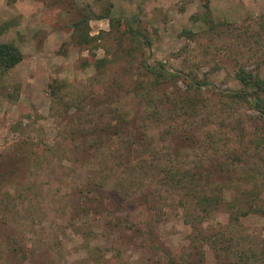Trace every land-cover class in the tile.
<instances>
[{"label":"rangeland","instance_id":"374dc122","mask_svg":"<svg viewBox=\"0 0 264 264\" xmlns=\"http://www.w3.org/2000/svg\"><path fill=\"white\" fill-rule=\"evenodd\" d=\"M87 7L94 16L114 20L137 16L131 26L140 27L150 46L131 43L123 23L105 18L89 22V35L96 40L77 46L72 24ZM206 7L213 24L202 20ZM5 23H10L6 29ZM262 27L264 0H0V43L14 44L23 55L0 80V264H162L165 253L186 255L191 229L183 223V208L173 202L176 195L169 192L165 198L162 192L161 200L144 212L145 203L133 192L132 199L127 195L115 167L122 163L113 155L124 147V136L118 138L120 144L103 143L101 137L115 135L108 128L113 115L139 124L149 114V109L143 114L135 89L152 81L143 63H163L180 74L160 94L179 91L198 100L202 122L218 130L216 142L231 143L241 121L247 129L254 121L247 120L252 115L248 107L226 105L221 93L240 88L234 79L239 66L264 78ZM191 81L202 85L198 92ZM217 114L222 118H214ZM166 117L144 123L146 142L140 143L143 151L137 158L132 155L135 163L178 150L189 164L208 145L199 120L189 126L167 123ZM93 126L105 130L92 134ZM190 135L199 144L186 141ZM98 138L101 144H94ZM82 139L87 144L82 146ZM101 159L107 161L100 164ZM149 165L150 174L163 163ZM242 169L234 174L235 181L247 167ZM136 177L137 182L139 172ZM104 178V202L98 206L92 200L95 191L86 198L84 190ZM222 178L214 173L210 182ZM261 185L264 189L262 180ZM116 194L123 198L121 205L113 202ZM119 218L131 228L110 229ZM204 219L203 226L213 227L227 222V214L221 208ZM242 225L255 240L264 234L262 219L250 216ZM204 247L202 264H215V251L209 244Z\"/></svg>","mask_w":264,"mask_h":264},{"label":"trees","instance_id":"16d2710c","mask_svg":"<svg viewBox=\"0 0 264 264\" xmlns=\"http://www.w3.org/2000/svg\"><path fill=\"white\" fill-rule=\"evenodd\" d=\"M13 1L9 0V2ZM101 18L109 19L110 23H123L129 38L134 40L131 43L137 46H150V41L146 35L141 33L140 27L135 29L131 26L132 23L138 22L137 16L131 19L114 20L107 16H94L89 8L79 20L72 24L71 37L77 46L88 47L96 40L95 37L89 35V22ZM202 20L205 24H213L208 7L202 15ZM9 25L10 23H5L3 28L6 29ZM261 31L264 32V27ZM139 37H141L140 40ZM22 60L23 55L14 44L0 43V80ZM143 67L147 73L152 75V81L146 86H138L135 91L140 101L138 102L140 108H144L143 114L148 112L147 109L150 110L149 114L141 118L139 124L132 117L113 115L111 118L113 125L108 128L114 129L115 135L103 136L101 139L104 140L103 143L120 144L118 138L124 136L122 138L124 139L122 141L125 144L124 147L116 150L113 155V158L119 159L120 157L122 163L115 167L120 170L117 174L124 177L123 182L126 186L127 195L131 198L133 192L135 197L139 195L142 202L145 203L144 206H141L144 208V212L151 210L153 205L161 200L162 192L165 193V198L169 196V192L176 195L173 202L184 210L183 223L191 229V235L187 237L190 250L186 255L182 254L181 251L170 255L165 253L167 258L162 264H202L204 261L203 248L206 244H209L215 251V264H264V234L255 240L246 229L243 230L242 228V220L250 216L264 220V189L261 185V180L264 183V179L261 178L264 177V173H262V169L264 170V78L257 70L239 66L234 72V79L239 83L240 88L236 91H223L221 93L225 96L226 105H233L232 108L248 107L252 115L247 120L257 123L256 125L254 122L251 123L250 129H247L243 126L244 122L239 121L238 134L230 141L231 143H227L222 139L216 142L214 132L218 130L212 124L202 122L203 117L200 116L202 111L197 99L194 101L195 98L184 96L179 91L165 95L160 94V89L177 79L180 73L170 72L163 63H159L156 67L143 63ZM191 86L196 89V92L202 87L196 81H191ZM162 116H168L165 118L167 123L170 120L182 121L189 126L198 125L199 120L200 125L205 128L203 130L209 143L206 144L205 148L200 149L201 152L193 155V160L189 164H185L181 160V151L178 150L174 151V154L168 151L161 153V159L160 156L158 157L153 153L150 162H134L132 155L138 156L139 152L143 151L140 143L146 142L144 123L151 121L159 123ZM214 118L222 117L217 114L214 115ZM230 119L233 120L232 117ZM103 130L105 128L99 129L93 126L92 134ZM173 131L170 129L171 133H174ZM135 133L139 135H134ZM86 136L84 135V137ZM132 136L135 138L133 139ZM126 137H131L132 140H125ZM101 139H95L94 144H101ZM244 139L245 141L242 142ZM185 140L191 145L199 144L195 135L186 136ZM81 143L82 146L87 144L85 139H82ZM89 148L88 145L83 150L88 151ZM191 148L196 149V147ZM255 151L258 153H253ZM145 152L149 154L147 149ZM161 160L163 165L154 166V171H157L159 176L157 177L154 171L149 174L147 171V167L151 166L149 164L154 161L159 163ZM104 161L107 160L104 159ZM104 161L101 159L100 164H104ZM242 167H247V169L244 170L240 180L235 181L233 176ZM138 172L140 178L136 182ZM214 173L219 176L223 175L225 178L220 179L217 184L216 182L211 183L210 179ZM104 180L107 179H101L91 188L88 186L84 190L86 198L89 197L91 190L95 191L94 193L97 195H94L92 200L98 206L104 202L105 195L101 191ZM117 196V194L114 196L113 202L121 205L124 202L123 198L121 200ZM149 202H152V207L148 205ZM133 203L134 200H131L128 204L130 206ZM221 208L227 214V222L224 224L217 223L213 227L203 226L207 221L204 218ZM151 219L152 222L157 221L149 217V220ZM145 223L147 224V221ZM109 228H117L121 232L122 229L131 227L126 219L119 218L113 222L112 226L109 225ZM149 229L151 231L150 225ZM150 231L146 230L145 234L152 238Z\"/></svg>","mask_w":264,"mask_h":264}]
</instances>
